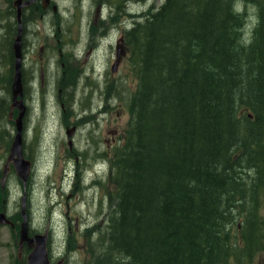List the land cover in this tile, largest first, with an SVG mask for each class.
<instances>
[{
  "label": "trees",
  "instance_id": "obj_1",
  "mask_svg": "<svg viewBox=\"0 0 264 264\" xmlns=\"http://www.w3.org/2000/svg\"><path fill=\"white\" fill-rule=\"evenodd\" d=\"M244 4L257 22L241 46ZM123 37L138 83L115 149L106 253L115 264H248L264 253V0H164Z\"/></svg>",
  "mask_w": 264,
  "mask_h": 264
},
{
  "label": "rangeland",
  "instance_id": "obj_2",
  "mask_svg": "<svg viewBox=\"0 0 264 264\" xmlns=\"http://www.w3.org/2000/svg\"><path fill=\"white\" fill-rule=\"evenodd\" d=\"M15 1L0 0V213L5 211L16 224V229L0 224V264H19L24 196L29 234L43 235L48 229L52 264H109L104 254L114 243L112 165L115 149L124 146L126 130L133 124L131 103L138 83L137 56L123 36L164 0H51L43 18L41 4L38 11L24 12L28 28L23 34V67L34 83L22 101V152L31 168L24 186L10 163L2 187L19 113L11 110L9 59L17 35ZM255 8H239L246 13L241 46L256 25ZM73 128L68 141L66 131ZM249 171L244 175L253 176V169ZM260 213L264 217V199ZM106 255H112L115 264V251ZM248 264H264V253Z\"/></svg>",
  "mask_w": 264,
  "mask_h": 264
},
{
  "label": "water",
  "instance_id": "obj_3",
  "mask_svg": "<svg viewBox=\"0 0 264 264\" xmlns=\"http://www.w3.org/2000/svg\"><path fill=\"white\" fill-rule=\"evenodd\" d=\"M32 2V1H31ZM43 6L47 4L48 0H42ZM17 13H16V21H17V35L13 44V53H14V70L11 84V95H12V104L11 110L17 108L19 110L18 117L15 120L16 125V135L14 137L12 146L10 148V152L6 161V164L3 168L1 184L2 187L5 183L6 177L9 173V165L12 164L17 177L22 180L24 186L26 185L27 179L30 174L31 163L30 161L24 160L23 152H22V130H23V117L25 114V107L22 105L23 99V85L21 80V38H22V25H21V13L20 8L16 4ZM115 69L113 68V71ZM74 128L66 131V136L70 139L73 135ZM25 196L22 199L21 206V214L23 217V221L21 223L20 228V241H19V250L18 256L21 253L22 244L24 242L28 243V247L31 248V252L27 256L26 264H51L48 250H47V231L43 235L36 234L29 238V230H28V221L25 213ZM0 224L2 225H10L12 223L7 219L4 213H0ZM34 242V245L31 246V243ZM55 264H63L62 261H59Z\"/></svg>",
  "mask_w": 264,
  "mask_h": 264
},
{
  "label": "flooded vegetation",
  "instance_id": "obj_4",
  "mask_svg": "<svg viewBox=\"0 0 264 264\" xmlns=\"http://www.w3.org/2000/svg\"><path fill=\"white\" fill-rule=\"evenodd\" d=\"M31 1L30 0H19V1H15V4H14L15 7H16V4H17L19 6L20 10H21L20 11V13H21V25H22V29H23L22 38H21V41H22V44H21V54H22V57H21V80H22V85H23V99H22L23 104H24L25 93L32 90V86H33V83H34V76L31 75L30 78L27 79V75H26L24 67H23L24 52H25L24 49H25V47L27 45V43L24 41L23 34H25L26 28H28V26H26L25 23H24L25 21H24V17L23 16L26 15L28 12L38 11V5L39 4H41V6L43 5V2H41V0H31ZM50 3H51V0H50V2L48 0L47 4L42 6V10H43L42 11L43 12L42 18L44 17V14H46L48 12V6H49ZM24 8H26V9H24ZM16 11H17V7H16ZM24 12H26V14ZM14 15H15V20H16V14L14 13ZM40 50H42V49H40ZM11 53H12V55L9 54V53L8 54H9V59L12 60V67H13V70H14V55H13V52H11ZM6 59H7V57H6ZM7 61H8V59H7ZM25 112H26V107H25ZM68 141H70V140H68ZM68 145L70 146V149H71L72 148L71 143L70 144L68 143ZM5 202L6 201L4 200L3 204H5ZM2 209L5 210V207H2ZM26 216L28 218L27 213H26ZM10 222L12 223V226H10V227L12 229H16V224L11 219H10ZM28 230H29V228H28ZM45 231H47V233H49L48 229L45 230ZM34 235L35 234H32V235L29 234V238H32V236H34ZM24 243H27V242H24ZM24 243H23L22 248H21V253L19 254L20 256H18L19 264H26L27 256L31 252V248L28 247V243L25 244V245H24ZM48 244H49V240H47V245ZM33 245H34V242L31 243V246H33Z\"/></svg>",
  "mask_w": 264,
  "mask_h": 264
},
{
  "label": "bare ground",
  "instance_id": "obj_5",
  "mask_svg": "<svg viewBox=\"0 0 264 264\" xmlns=\"http://www.w3.org/2000/svg\"><path fill=\"white\" fill-rule=\"evenodd\" d=\"M240 12H242L241 10H239ZM12 77H13V75H12ZM24 196V195H23ZM28 219V218H27ZM22 221H23V217H22ZM22 223V222H21Z\"/></svg>",
  "mask_w": 264,
  "mask_h": 264
}]
</instances>
